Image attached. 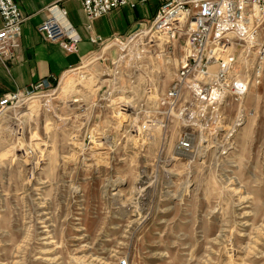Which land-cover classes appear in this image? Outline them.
I'll use <instances>...</instances> for the list:
<instances>
[{
    "label": "rangeland",
    "instance_id": "374dc122",
    "mask_svg": "<svg viewBox=\"0 0 264 264\" xmlns=\"http://www.w3.org/2000/svg\"><path fill=\"white\" fill-rule=\"evenodd\" d=\"M160 3L139 2V16ZM135 15L102 16L101 38L125 32ZM235 40L247 93L226 102L212 138L201 122L190 153L176 148L173 128L165 143L160 132L130 140L105 110L109 61L99 79L69 72L54 97L1 113L0 264H264V88L254 66L264 26ZM159 56L138 75L165 89L175 63ZM133 116L140 125L142 113ZM92 129L113 140L88 144Z\"/></svg>",
    "mask_w": 264,
    "mask_h": 264
},
{
    "label": "built area",
    "instance_id": "2783aa9c",
    "mask_svg": "<svg viewBox=\"0 0 264 264\" xmlns=\"http://www.w3.org/2000/svg\"><path fill=\"white\" fill-rule=\"evenodd\" d=\"M64 1L55 0L46 8L49 15L36 30L45 41L73 53L77 51L80 36L68 23L67 11L61 6ZM79 1L83 15L90 23L122 7L134 8L146 0ZM24 21L15 0H0L1 62L19 58ZM262 26L264 0H161L149 21L137 22L124 34L107 38L90 35L89 41L96 49L67 71L81 70L83 75L87 71L99 79L103 70L98 72L97 66L109 61L108 72L104 70L108 75L106 81H109L107 89L110 88L107 94L110 100L105 110L115 114L123 129H129L130 140L139 142L142 134L166 133L173 128L176 148L181 153H190L194 145L200 144L195 132L201 130V122L208 119L209 138H212L224 122L221 113L226 102L232 99L241 104L248 82L243 78L239 69L241 63L235 56L239 46L235 38L240 40L245 32H256ZM87 28H91L90 24ZM108 52H112L113 57L105 56ZM158 53L159 57L162 54L175 63L174 75L165 89L152 82L146 76V70L145 76L138 75ZM254 66L255 82L264 88V44L257 48ZM60 77H46L29 88L4 93L0 97V114L34 102L42 93L54 97ZM141 96L144 98L138 107L136 98ZM137 110L142 113L140 125L133 116L139 113ZM237 120L240 122V117ZM124 123L127 124L124 126ZM92 131L86 137L88 144L101 145L113 140L111 136L94 137ZM165 133L163 143L167 142ZM117 264H127V261L120 259Z\"/></svg>",
    "mask_w": 264,
    "mask_h": 264
},
{
    "label": "crops",
    "instance_id": "0c3cea01",
    "mask_svg": "<svg viewBox=\"0 0 264 264\" xmlns=\"http://www.w3.org/2000/svg\"><path fill=\"white\" fill-rule=\"evenodd\" d=\"M15 2L25 17V21L21 26L19 58L0 61V97L9 91L29 88L40 79L46 77L57 79L71 72L67 70L78 65L83 57L96 49V45L89 41V36L94 34L102 37L97 30L101 19L88 23L81 11L80 1L65 0L61 6L66 9L68 23L80 36V42L77 44L76 52H64L57 44L45 41L36 30V26L49 15L46 8L55 0H15ZM137 7L138 4L134 7L137 17H134L125 32L112 31L103 38L113 34H124L132 29L131 27H134L137 22L149 21L152 18L140 17L139 14L143 12ZM123 8L125 7L113 11L111 14L120 13ZM88 24L91 26L90 29L87 28Z\"/></svg>",
    "mask_w": 264,
    "mask_h": 264
},
{
    "label": "bare ground",
    "instance_id": "6f19581e",
    "mask_svg": "<svg viewBox=\"0 0 264 264\" xmlns=\"http://www.w3.org/2000/svg\"><path fill=\"white\" fill-rule=\"evenodd\" d=\"M245 34H246V32H245ZM97 145V144H96Z\"/></svg>",
    "mask_w": 264,
    "mask_h": 264
}]
</instances>
